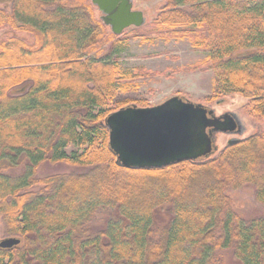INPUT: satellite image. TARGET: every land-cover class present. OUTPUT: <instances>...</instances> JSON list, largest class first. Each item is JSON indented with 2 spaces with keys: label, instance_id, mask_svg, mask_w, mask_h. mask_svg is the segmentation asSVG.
<instances>
[{
  "label": "trees",
  "instance_id": "obj_1",
  "mask_svg": "<svg viewBox=\"0 0 264 264\" xmlns=\"http://www.w3.org/2000/svg\"><path fill=\"white\" fill-rule=\"evenodd\" d=\"M164 2L150 29L123 38L188 39L206 51L195 65L212 71L211 97L243 95L245 114L263 123L264 0ZM3 26L0 216L19 243L0 248V264H225L218 249L235 264H264L261 123L214 157L125 168L104 119L147 73L114 57L123 35L107 31L88 0H10L9 12L0 7ZM44 161L85 170L37 178ZM246 185L263 206L248 218L229 195Z\"/></svg>",
  "mask_w": 264,
  "mask_h": 264
},
{
  "label": "rangeland",
  "instance_id": "obj_2",
  "mask_svg": "<svg viewBox=\"0 0 264 264\" xmlns=\"http://www.w3.org/2000/svg\"><path fill=\"white\" fill-rule=\"evenodd\" d=\"M90 3L91 1L88 0ZM133 9L141 10L145 23L143 29H150L153 26V20L164 7V0H132ZM92 5V4H91ZM0 7L9 12L10 0H0ZM94 16L99 19L100 12L92 5ZM100 20V19H99ZM136 27L130 26L124 29L118 36L122 37L119 42L122 49L115 52L114 57L123 68L130 69L134 67L143 68L147 74L132 80L136 88L125 93H119L116 100L123 101V107L152 106L163 102L173 95H178L183 99H188L195 103H200L212 109L215 115H221L225 112L236 114L242 131L239 134L218 133L215 137L216 150L211 157H214L231 139H243L251 135L260 122H257L245 114L243 105L247 98L243 95L232 94L226 96H217L212 98L213 73L210 69H204L195 65L202 60L206 51L194 48L188 39L175 40L170 38L164 40L155 38L150 42H141L138 38L124 39L125 35ZM106 30L110 31L106 26ZM8 26L0 27V39L9 35ZM109 45V43L107 44ZM141 100V103L139 101ZM138 101V102H137ZM255 121V122H254ZM257 122V123H256ZM263 123L259 124L264 128ZM75 149V146L69 145L66 151ZM85 167L71 165L65 162H47L40 163L35 171L37 178L47 177L53 174L82 172ZM13 172H20V167L11 169ZM38 184L34 189H38ZM233 208L243 217L248 218L258 214L263 210V206L255 201L253 190L249 185L229 191ZM92 227L100 224V213H96L90 222ZM14 237L6 233L0 216V240ZM216 255L225 264H235L236 261L229 249H218Z\"/></svg>",
  "mask_w": 264,
  "mask_h": 264
},
{
  "label": "water",
  "instance_id": "obj_3",
  "mask_svg": "<svg viewBox=\"0 0 264 264\" xmlns=\"http://www.w3.org/2000/svg\"><path fill=\"white\" fill-rule=\"evenodd\" d=\"M90 1L100 12V21L115 35L145 23L142 11L132 8V0ZM104 123L116 163L125 168H161L208 157L216 150V134L242 131L235 113L217 116L212 109L178 95L152 106L121 107L109 113ZM18 243V238L7 237L0 240V248Z\"/></svg>",
  "mask_w": 264,
  "mask_h": 264
}]
</instances>
